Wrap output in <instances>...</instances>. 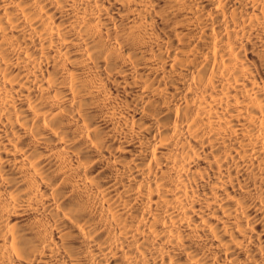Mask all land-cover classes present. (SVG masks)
<instances>
[{"label":"bare ground","instance_id":"obj_1","mask_svg":"<svg viewBox=\"0 0 264 264\" xmlns=\"http://www.w3.org/2000/svg\"><path fill=\"white\" fill-rule=\"evenodd\" d=\"M0 264H264V0H0Z\"/></svg>","mask_w":264,"mask_h":264}]
</instances>
